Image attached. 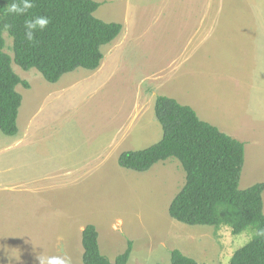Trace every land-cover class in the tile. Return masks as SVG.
<instances>
[{"label": "rangeland", "instance_id": "obj_1", "mask_svg": "<svg viewBox=\"0 0 264 264\" xmlns=\"http://www.w3.org/2000/svg\"><path fill=\"white\" fill-rule=\"evenodd\" d=\"M93 1L101 4L97 18L121 25L101 48L96 71L77 69L48 83L35 69L11 65L29 88L16 87L18 133L0 132V264H39L41 254L82 264L86 225L111 262L131 242L128 264H169L174 249L199 264H228L251 228L232 236L226 227L173 221L168 205L185 179L178 161L137 173L121 169L117 158L161 139L154 103L166 96L194 105L201 121L244 144L240 190L264 184V0ZM181 3L188 7H166ZM223 11L244 24L245 36L228 50L192 56ZM249 32H257L256 47ZM191 59L194 72L178 67ZM262 203L264 214V191Z\"/></svg>", "mask_w": 264, "mask_h": 264}, {"label": "trees", "instance_id": "obj_2", "mask_svg": "<svg viewBox=\"0 0 264 264\" xmlns=\"http://www.w3.org/2000/svg\"><path fill=\"white\" fill-rule=\"evenodd\" d=\"M12 0H0V132L7 137L18 133L17 116L22 102L16 87L29 86L13 71L35 69L48 83L77 69L96 71L103 60L101 48L112 43L121 25L104 22L94 13L101 4L93 0H34L28 16L45 15L48 27L36 33L35 42L24 38L25 15L7 14ZM5 25L9 27L5 28ZM4 35L12 46L5 52ZM154 116L161 127V139L148 148L122 152L117 165L124 170L143 173L158 162L175 159L184 175V184L170 201L168 216L187 226L218 229L226 227L236 236L251 228L252 238L234 251L228 264H264V184L240 190L239 179L244 162V144L201 121L188 106L157 96ZM82 264H128L132 243L113 262L99 251L95 227L86 225L81 233ZM169 264H199L174 249Z\"/></svg>", "mask_w": 264, "mask_h": 264}, {"label": "crops", "instance_id": "obj_3", "mask_svg": "<svg viewBox=\"0 0 264 264\" xmlns=\"http://www.w3.org/2000/svg\"><path fill=\"white\" fill-rule=\"evenodd\" d=\"M211 2L213 3V1H211ZM220 6L223 8V5H220ZM166 7H168V8H179L180 9V8H187L188 6L185 5L184 3H181L180 5H172V6L166 5ZM232 16H233V12H232V15L230 16L228 14V11H225V14L223 11V17L213 25V27H212L213 30L211 29L210 34L208 35V33H207L205 37H202V39H203L202 46L198 45V47L193 48L191 50L192 56H198V54L201 53L202 51L204 52V50H206V51L214 50L217 47L222 46V45L225 48V50H228L230 48V44L233 43V41H237L238 37L242 38L243 36H245V34L243 33L244 24L240 23V22L237 23L238 19L235 20L232 18ZM207 26H208V24H207ZM239 29L241 30L240 33L238 32ZM208 30H209V28H208ZM246 36H247V38H253L254 39L255 47H256L257 46V40H258L257 32H255V33L249 32ZM188 52L186 54H188ZM229 53H232L233 55H235L237 53V50L232 49L229 51ZM180 54H181V56L186 55L184 53H180ZM192 59L187 61L185 64L183 62L180 63L178 65V67L179 68H185V69L187 67H190L191 70H193V72H194V70L197 68V66L193 65V63L191 62V61H193ZM255 63H256V60L254 58H252V64H255ZM185 65H186V67H185ZM173 99H176V98H173ZM178 102L181 104L180 101H178ZM185 103H188V102H185ZM181 105H183V104H181ZM184 106H186V105H184ZM193 107H195V106L194 105L192 107L190 106L191 109H193ZM193 110L195 111V109H193ZM14 137H10V138H14Z\"/></svg>", "mask_w": 264, "mask_h": 264}, {"label": "clouds", "instance_id": "obj_4", "mask_svg": "<svg viewBox=\"0 0 264 264\" xmlns=\"http://www.w3.org/2000/svg\"><path fill=\"white\" fill-rule=\"evenodd\" d=\"M34 7V0H12L5 7L7 14L25 15L27 17L24 21V38L29 43H34L36 33L45 30L51 22L50 18L45 15L28 16L27 14ZM7 27L9 25H5V28ZM259 234L264 235V231H261ZM37 259L39 260V264H71L70 258L67 256H44L41 254Z\"/></svg>", "mask_w": 264, "mask_h": 264}]
</instances>
